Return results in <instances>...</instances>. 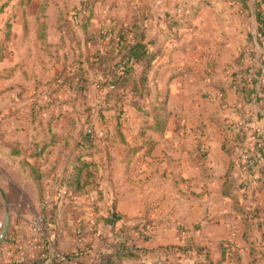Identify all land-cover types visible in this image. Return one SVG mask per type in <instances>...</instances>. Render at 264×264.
<instances>
[{"label": "crops", "instance_id": "crops-1", "mask_svg": "<svg viewBox=\"0 0 264 264\" xmlns=\"http://www.w3.org/2000/svg\"><path fill=\"white\" fill-rule=\"evenodd\" d=\"M253 4L254 2L249 0L251 7ZM263 8L264 0H262L259 10ZM224 9L225 14L222 15L224 19L221 21L217 18V10L211 6L202 7L193 19L184 22V26L173 29L176 34L174 39L164 40L161 34L164 29L162 32H157L156 45L160 49V54L155 59L148 75V83L153 79L163 81V79L169 80V78L173 82H177L178 76L184 71L205 69L207 67L206 58L212 57L211 53L213 52L210 43L212 38L219 37L218 42L220 45L223 44V47L221 45L222 48L228 46L234 48L233 45L236 43L233 44V40L230 39L233 31H236L243 38L244 44L239 45L233 58L232 55L224 56L221 53L219 60L215 61L212 59L211 64L209 63L210 60H208V68L204 72L205 75H209L212 73V69H220L219 71L222 72V75H218V83H222L223 90H225L224 93L226 92L227 94L229 92L227 99L230 101L233 114L230 112L232 114V117H229L230 119L212 120L210 131H214L216 134H207L212 139V143L207 144L206 150L200 148L201 145L197 147L198 156L194 158L192 166L209 177L212 166L218 162V160L217 162L211 161L214 159L212 154H219L225 160V170L220 179V195L222 194L225 174L230 162L229 157L223 151L224 128L228 122L242 123L241 106H245L246 112L244 111V113L251 115L253 121L256 120L258 110V106L254 102L246 99L244 101L241 89L244 87V90L248 93L250 89H254L257 86L258 89L261 88L263 91L261 95L264 96V30L257 25L254 18H249L247 13L241 12L237 0L232 4L226 3ZM240 23L248 25L249 35L245 28L240 31L237 29V26H241ZM157 24L164 28L163 21L157 22L156 26ZM215 27L218 32L211 29ZM257 30L260 32L258 33ZM151 31L153 33V29ZM253 32L256 33L260 50L257 49L254 43ZM247 35L250 36L249 41ZM88 36V40L93 41L97 35L89 34ZM247 46H250L253 52L251 59L247 57L244 50ZM69 65L68 62L63 60L60 63L55 61L54 67L51 64L50 69L45 71L46 75L39 74L36 82L44 84L51 81L63 69H68ZM260 71L263 72L262 75ZM233 74L236 75L233 76ZM216 77H214L213 81ZM2 78V75H0V80ZM233 79L237 82V92L230 88V83ZM206 84L209 85L211 82L207 81ZM212 87L211 93L213 96L216 90L220 89V84L219 86L213 84ZM10 89L0 97V171L10 169L16 177H9L0 172V221L4 222L7 213L10 215L9 234L16 239L19 244L17 246L24 249V264H154L156 262V250L159 247L180 245V243L176 242L177 227L172 225L174 219L172 211L168 209L169 203L164 206L165 208L162 206L164 203L161 204L159 200L160 193L155 188L158 178H153V182L151 181L140 188L135 181H132L131 177L132 169L134 168L137 169V172L139 170L140 173H143V179L150 178L152 174L155 175L153 167L157 166L162 160L160 154L162 152L173 153L172 148L162 144V136L168 128L169 117L171 116L167 118L166 128L162 133L151 129L153 125L151 123L144 137L138 136L141 139L147 137L145 140L149 141L148 147L128 145L129 138L124 130H122V134L125 143L122 144L111 131L110 137L115 140V143L108 147L102 145L101 152L92 156V159L98 163L100 172L102 169L99 168V162L102 161L106 154L107 157L109 156V162L107 163H109V174L111 176L101 178L100 173L97 175L99 190L102 194L97 195L95 191H92L83 197H73L67 192L65 184L62 182L64 171L69 168V157L73 153L72 145L64 147L65 139L69 134V124L64 118L67 108H61L56 105L33 118L31 113V104L33 102L30 97L32 96L31 93L28 91L22 93L21 89L16 86ZM18 91L21 92V96H19L20 93ZM159 91L157 89V92ZM57 97L59 101L68 100L71 99V94L66 89H61L58 91ZM132 107L130 105L129 107L125 106L124 113L125 110L126 112L133 110L134 107ZM63 108L64 111H62ZM225 117L228 116L226 115ZM176 122L178 127L180 123ZM256 124L264 128V119ZM48 126L50 130H48ZM73 137L77 138L76 133ZM49 139H52L55 145L45 146L44 142ZM4 144H18L23 149H27L29 154L35 153L39 150V147H43L42 154L38 158L41 170L46 171L55 167L51 176L44 180L42 199L39 200L35 189L32 190L33 197L32 201L27 204L28 209H22L19 214H14L10 210L13 204L7 201V195H5L3 187H23L24 184L34 187V185L31 179L27 178L26 174L22 176L19 170L18 162L21 158H16L14 162V160L5 156V154L8 155L9 153L5 151ZM220 157L219 161L221 160ZM167 160L172 161V158H167ZM18 177H21V179ZM218 184L217 180L211 178V186ZM139 185L142 186L141 183ZM173 206L172 204V208ZM110 210L115 212L116 219L109 218ZM163 211L165 212L164 214ZM200 212L203 215L199 223L201 229H190L187 227L186 229L190 230L191 234L182 242L193 241L200 244L210 251L211 257L214 259L219 257L217 244L221 241L234 242L235 246L241 249V252L242 248L247 251L248 245L238 243L237 238L231 233V237L227 236V224L220 222L212 225L206 220L211 219V217H204L207 214V210L202 208ZM37 213L42 214L46 219V229L42 240L49 243V246L46 245V248L41 252L31 247L30 241L33 236L29 228L21 226L18 220H15L29 216L34 217ZM168 218L170 221H168ZM78 221H82L83 224L91 222L94 226V233L84 234L79 239L75 234ZM143 228H151L150 237L142 238L141 232ZM202 234L207 235V238H201ZM123 241L134 244L140 249L135 252L137 256L132 260H126L122 256L120 244ZM255 246L256 250H258V245ZM43 252L45 258L41 259ZM18 258V249L10 245L9 241L5 239L0 246V264H13ZM258 258L257 264H264V259L260 255ZM243 261L245 260L241 259L242 264H245ZM171 262L174 264H202L203 257L172 258Z\"/></svg>", "mask_w": 264, "mask_h": 264}, {"label": "rangeland", "instance_id": "rangeland-1", "mask_svg": "<svg viewBox=\"0 0 264 264\" xmlns=\"http://www.w3.org/2000/svg\"><path fill=\"white\" fill-rule=\"evenodd\" d=\"M235 1L226 0L228 4ZM186 2H190V0H0V75L3 77L0 80V97L11 87L16 86L21 89L22 93L26 91L31 93L32 103L36 102L37 105H42L48 102L47 87L44 86L45 83L36 82L37 76L39 74L46 75L45 71L50 69L51 64L54 67L55 61L60 63L63 60L71 64L80 56H86L89 49L95 51L98 44L96 40H88L89 34L98 36L101 31L110 28L113 23L131 25L140 22L147 31L148 37H156L157 32L165 30V27L162 28L163 26L158 24L156 26V23L163 21L166 15L180 16ZM241 22L243 21L241 20ZM240 25L237 26V29L240 31L245 28L249 35L248 25L246 23H240ZM211 29L217 31L216 27ZM231 36L233 44L236 43L233 45L234 48L229 46L222 48L223 44L221 47L218 42L219 37L210 40L213 52L211 53L212 57L206 58L207 67L205 69L186 70L178 76L177 82H173L171 78L163 79V81L150 80L148 95L145 99L139 100L130 97L134 108L132 107L133 110L127 112L125 110L122 117V130L129 138L128 145L148 147L149 141L145 140L147 137L142 139L138 137H144L150 128L149 125L153 123L152 116L145 115L146 111L151 113L149 111L153 107L158 109L164 107L166 120L171 116L168 128L162 136V144L172 148L173 153L162 152L160 154L162 160L153 167L155 175L152 174L150 178L143 179V173H140L139 170L137 172V169L134 168L131 177L132 181H135L140 188L151 181L153 182V178H158L155 188L160 193L161 204L164 203L162 206L169 203L168 209L172 211L174 219L172 225L177 227L175 235L177 243L182 245L184 243L182 241L191 234L190 230L186 229L187 227L201 229L199 223L203 215L200 211L205 208L207 214L204 217H211V219H206L207 222L212 225L220 222L227 224V236L231 237V233L242 245H248L247 238H249V241H252L254 245H258L257 252L264 259V239H262L261 233L245 235L241 217L232 210L230 201L222 197V194L220 195L219 186L225 170V160L219 154H212L214 159L211 161L217 162L218 160V162L212 166L209 177L192 166L194 158L198 156L197 147L201 145L200 148L206 150L207 144L212 143V139L207 134H216L214 131H210L212 120L230 119L229 117H232L233 114L232 106L227 99L229 92L224 93L222 83H218V75H222L220 69H212V73L209 75L204 73L208 68V60H210V64L212 59L219 60L221 53L224 56L232 55L233 58L239 45L244 44L243 38L236 31H233ZM247 39L249 41L250 36ZM244 50L247 57L251 59L253 57L251 47L247 46ZM214 77L216 78L213 81ZM207 81L211 84L207 85ZM213 84L216 86L220 84V89L216 90L212 96ZM157 89L160 91L157 92ZM19 93L21 96V92ZM125 106L129 107V104L124 105L123 111ZM138 107H146V110L139 111ZM240 110L244 114L245 106H241ZM80 111H76L74 114L79 120V126L85 119V116L80 115ZM111 112H106L104 115L112 117ZM226 115L228 117H225ZM176 121L180 123L178 127ZM228 123L226 125H229ZM232 123L236 122L232 121ZM103 124L97 121L87 124V126L96 130L107 129ZM102 145L105 144L102 143ZM107 145L110 146V144ZM108 157L106 154L99 162V168L102 171L98 170V174H101V178L111 176L109 163H107L109 162ZM167 158H172V161ZM0 172L9 177H16L10 169ZM202 172L204 171L202 170ZM244 172L243 167H239L230 175L237 178L245 175ZM18 178L21 179V177ZM211 178L217 180L219 184L211 186ZM140 183L142 186L139 185ZM19 187H3L7 201L13 204L10 210L14 214L21 213L22 209H28L27 204L32 201V190L35 189L28 184ZM256 202L261 208L260 217L264 223V194L257 195ZM15 220H18L21 226L28 227L30 231L33 217ZM168 221H170L169 218ZM91 227V230L86 234L94 233L93 224ZM149 229L147 235L143 233L146 228L142 229V238L150 237L152 230ZM201 238H207V235L202 234ZM230 243L236 245L234 242ZM239 250L240 258L245 260L243 262L251 264L249 248L247 251L243 248L242 252L241 249ZM227 258H231L229 252Z\"/></svg>", "mask_w": 264, "mask_h": 264}, {"label": "trees", "instance_id": "trees-1", "mask_svg": "<svg viewBox=\"0 0 264 264\" xmlns=\"http://www.w3.org/2000/svg\"><path fill=\"white\" fill-rule=\"evenodd\" d=\"M252 1L254 4L251 7L249 0H237L241 12L247 13L249 18H254L257 25L264 30V8L259 10L262 0ZM226 3V0L186 2L180 16L166 15L164 17L165 30L163 33L160 32L163 39H174L176 34L173 29L184 26L185 21L193 19L205 6H211L217 10V18L222 21ZM257 32L260 31L257 30ZM95 40L98 44L95 51L89 49L86 56H80L68 66V69H63L58 76L44 84L47 87L48 102L42 105H37L36 102L31 104L33 118L56 105L67 108L64 118L69 124V134L65 139L64 147L72 145L73 153L69 157V168L64 171L62 182L67 192L73 197H83L92 191H95L97 195L102 194L97 181L98 163L92 159V156L101 152L102 143L105 147H108L107 144L111 146L115 143V140L110 137L111 131L122 144L125 143L122 134L123 107L126 103L134 106L130 97L139 100L147 97L148 75L160 54L156 37H148L147 31L140 22L131 25L113 23L110 28L95 36L93 41ZM262 73L260 71L261 75ZM236 86L237 82L233 79L230 88L236 91ZM61 89H66L71 94V99L59 101L57 93ZM241 92H243L244 101L246 99L254 102L258 110L255 121L252 120L251 115L244 113L241 114L242 123H230L224 128L223 151L230 162L225 174L222 196L230 201L232 210L241 217L244 234L249 236L255 232L261 233L264 239L261 208L256 202V196L264 194V128L256 124L264 119V96L261 95L263 94L261 88L258 89L257 86L250 89L248 93L243 87ZM138 110L142 111L146 108L138 107ZM76 111H80V115L85 116L80 126L78 118L74 115ZM109 111H112V117L104 115ZM149 112L151 113L146 111L145 115L152 116L151 129L162 133L166 128L165 108L153 107ZM97 121L104 123L107 129L96 130L87 126ZM47 128L50 130L49 126ZM75 133L76 139L73 137ZM44 145H55V142L49 139L44 142ZM4 149L9 153L5 154L8 159L15 162L16 158H21L18 162L19 170L31 179L37 198L41 200L44 180L48 179L55 169L53 167L50 170H41L38 158L42 154L43 147H39V150L32 154L18 144H4ZM239 167H243L245 175L237 178L230 175ZM44 220L46 221L45 218ZM84 234L82 231L76 236L80 239ZM247 241L252 263L257 264L259 254L256 246L249 241V238ZM120 245V251L126 260H132L137 256L135 252L140 250L134 244L124 241ZM217 249L219 251L217 259L211 257L208 249L193 241H185L182 245L159 247L156 252L164 255L160 264H174L171 262L172 258L192 256H202V264H242L239 249L233 243L221 241L217 244ZM228 252L231 258H227ZM44 258L41 257V259ZM154 264L158 263L154 262Z\"/></svg>", "mask_w": 264, "mask_h": 264}, {"label": "built area", "instance_id": "built-area-1", "mask_svg": "<svg viewBox=\"0 0 264 264\" xmlns=\"http://www.w3.org/2000/svg\"><path fill=\"white\" fill-rule=\"evenodd\" d=\"M108 216H109V218L114 219L116 214L114 211L110 210ZM3 225H4L3 222H0V230H2ZM91 226H92V223H90V222L83 224L82 221L81 222L78 221L76 224V228H75V234L79 235V234H81L82 231H84V233L86 234L87 231L91 230V228H92ZM45 229H46V224H45V220H44L43 215L42 214L35 215L33 217L32 222L30 223V233L33 236L32 240L30 241V245L32 248L40 250V252L46 248V245L49 246V243L42 240V236L45 233ZM148 230H150V229H146L143 233L145 235H147ZM6 240L9 241L10 245H13V247L18 249V252H19L18 260L14 261L13 264H24V261H25L24 260L25 259L24 249L22 247L17 246L19 244L17 243V241L14 237L10 236L9 232L6 235ZM41 257H45L44 252L41 255ZM163 259H164V255L157 253L156 263L160 264Z\"/></svg>", "mask_w": 264, "mask_h": 264}, {"label": "water", "instance_id": "water-1", "mask_svg": "<svg viewBox=\"0 0 264 264\" xmlns=\"http://www.w3.org/2000/svg\"><path fill=\"white\" fill-rule=\"evenodd\" d=\"M253 39H254V43H255L257 49L260 50L261 48H260V46H259V44L257 42V36H256L255 32H253ZM9 229H10V215L7 213L5 215V218H4L3 228L0 231V246L2 245V243H4V241L6 239V235L9 232Z\"/></svg>", "mask_w": 264, "mask_h": 264}]
</instances>
